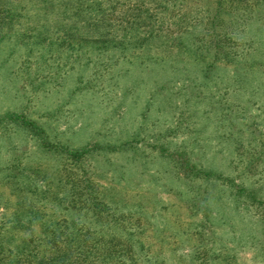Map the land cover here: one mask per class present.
Listing matches in <instances>:
<instances>
[{"label": "rangeland", "instance_id": "374dc122", "mask_svg": "<svg viewBox=\"0 0 264 264\" xmlns=\"http://www.w3.org/2000/svg\"><path fill=\"white\" fill-rule=\"evenodd\" d=\"M43 229L264 264V0H0V264Z\"/></svg>", "mask_w": 264, "mask_h": 264}, {"label": "trees", "instance_id": "16d2710c", "mask_svg": "<svg viewBox=\"0 0 264 264\" xmlns=\"http://www.w3.org/2000/svg\"><path fill=\"white\" fill-rule=\"evenodd\" d=\"M100 6V2H97ZM81 11V9H80ZM84 151L73 152L70 156L77 157ZM88 230V229H87ZM44 235L47 233L44 230ZM67 233L63 237L58 236L55 230L50 232V237L36 242L37 251H33V261L30 264H144L149 258L138 254V247H133L129 240L123 239L115 242L112 247L105 249L97 246L96 241L88 239H76ZM103 248L104 252L101 251ZM134 252H137L136 255ZM106 255L105 258L101 256Z\"/></svg>", "mask_w": 264, "mask_h": 264}]
</instances>
